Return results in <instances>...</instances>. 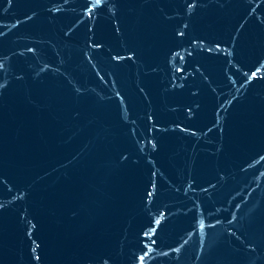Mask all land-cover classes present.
I'll use <instances>...</instances> for the list:
<instances>
[{
    "label": "water",
    "instance_id": "water-1",
    "mask_svg": "<svg viewBox=\"0 0 264 264\" xmlns=\"http://www.w3.org/2000/svg\"><path fill=\"white\" fill-rule=\"evenodd\" d=\"M0 264H264V0H0Z\"/></svg>",
    "mask_w": 264,
    "mask_h": 264
}]
</instances>
